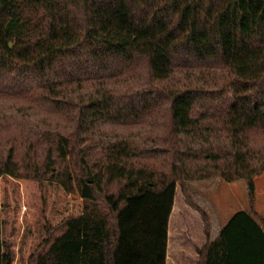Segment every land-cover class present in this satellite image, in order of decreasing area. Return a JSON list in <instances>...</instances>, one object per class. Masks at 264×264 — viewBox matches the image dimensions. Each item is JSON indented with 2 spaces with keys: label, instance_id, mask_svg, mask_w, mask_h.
<instances>
[{
  "label": "trees",
  "instance_id": "obj_1",
  "mask_svg": "<svg viewBox=\"0 0 264 264\" xmlns=\"http://www.w3.org/2000/svg\"><path fill=\"white\" fill-rule=\"evenodd\" d=\"M68 159L83 213L32 264H167L178 187L198 264H264V0H0V264L2 177ZM212 178L251 202L216 236L188 186Z\"/></svg>",
  "mask_w": 264,
  "mask_h": 264
},
{
  "label": "rangeland",
  "instance_id": "obj_2",
  "mask_svg": "<svg viewBox=\"0 0 264 264\" xmlns=\"http://www.w3.org/2000/svg\"><path fill=\"white\" fill-rule=\"evenodd\" d=\"M86 178L91 183V177ZM188 185L195 202L212 216L216 233L237 211L250 210L248 184L243 179L228 183L212 178ZM255 185V209L264 215V173L255 178ZM176 198L168 242L169 264H196L197 249L206 241L204 221L200 212L186 203L180 187ZM1 204L2 237L12 251V264H32V257L62 231L65 220L84 210L70 159L59 173L46 175L41 182L2 177Z\"/></svg>",
  "mask_w": 264,
  "mask_h": 264
},
{
  "label": "crops",
  "instance_id": "obj_3",
  "mask_svg": "<svg viewBox=\"0 0 264 264\" xmlns=\"http://www.w3.org/2000/svg\"><path fill=\"white\" fill-rule=\"evenodd\" d=\"M257 178V177H256ZM189 186V185H188ZM179 188V187H178ZM178 188H177V192H178ZM189 190H190V188H189ZM190 193H191V190H190ZM192 194V193H191ZM193 196V195H192ZM176 197H177V193H176ZM194 198V197H193ZM176 199L177 198H175V203H174V207H173V211H172V213H174V210H175V206H176ZM195 201V200H194ZM187 204H189L188 202H186ZM197 203V202H196ZM200 206V205H199ZM239 211H241V210H239ZM246 211V210H245ZM238 212V211H237ZM262 214V213H261ZM211 216V215H210ZM171 217H172V215H171ZM211 218H212V216H211ZM212 226H213V235L214 236H216L217 235V233L220 231V229L222 228H220L219 230H218V232L216 233L215 231H214V220L212 219ZM170 228H171V218H170V222H169V233L171 232L170 231ZM207 241V240H206ZM206 241H205V243H206ZM204 243V244H205ZM204 244L202 245V246H200L199 248H202L203 246H204ZM169 246H170V244L168 245V248H169ZM198 248V249H199ZM198 249H197V253H198ZM199 259H200V257H199ZM181 262V263H180ZM178 261V263L179 264H183L182 263V261ZM198 262H199V260H197V263L196 264H198ZM167 264H169V255H168V259H167Z\"/></svg>",
  "mask_w": 264,
  "mask_h": 264
}]
</instances>
